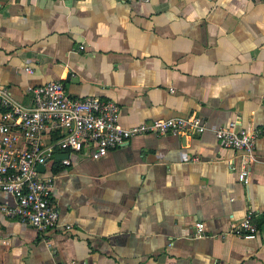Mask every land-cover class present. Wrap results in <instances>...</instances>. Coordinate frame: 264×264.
<instances>
[{
  "label": "crops",
  "instance_id": "1",
  "mask_svg": "<svg viewBox=\"0 0 264 264\" xmlns=\"http://www.w3.org/2000/svg\"><path fill=\"white\" fill-rule=\"evenodd\" d=\"M55 80L113 101L125 127L195 114L206 130L56 153L58 226L0 217V264H264V0H0V84L29 105L27 86ZM234 119L258 131L247 184L212 134ZM247 210L253 239L230 231Z\"/></svg>",
  "mask_w": 264,
  "mask_h": 264
},
{
  "label": "built area",
  "instance_id": "2",
  "mask_svg": "<svg viewBox=\"0 0 264 264\" xmlns=\"http://www.w3.org/2000/svg\"><path fill=\"white\" fill-rule=\"evenodd\" d=\"M25 71L31 72L29 68ZM25 93L29 105L16 102L7 87L0 84V191L12 199L10 204L0 203V217L16 219L41 233L58 226V215L52 199L54 174L39 172L37 166H45L56 153L85 149L96 159L110 149L125 145L134 136L191 135L206 130L202 119L195 114L122 126L118 121V106L113 101L96 96L69 97L58 80L27 86ZM238 122L234 119L226 126L212 129V134L221 147L245 157L236 178L247 184L250 169L246 161L253 160L258 131L242 127ZM52 134H56L54 139ZM44 136L49 137L46 143ZM58 161L69 164L67 158ZM228 167L233 168L231 162ZM261 214L264 218V208ZM253 216L247 210L231 227V233L242 239L255 238L257 223ZM69 228L70 225H63L64 230ZM204 234L203 223H193L191 236L198 238Z\"/></svg>",
  "mask_w": 264,
  "mask_h": 264
},
{
  "label": "water",
  "instance_id": "3",
  "mask_svg": "<svg viewBox=\"0 0 264 264\" xmlns=\"http://www.w3.org/2000/svg\"><path fill=\"white\" fill-rule=\"evenodd\" d=\"M62 156H63V155H55L54 157H55V158H60V159H61ZM37 171H39V172H43V171H44V166H43V165H38V166H37Z\"/></svg>",
  "mask_w": 264,
  "mask_h": 264
},
{
  "label": "trees",
  "instance_id": "4",
  "mask_svg": "<svg viewBox=\"0 0 264 264\" xmlns=\"http://www.w3.org/2000/svg\"><path fill=\"white\" fill-rule=\"evenodd\" d=\"M56 137V134H52L51 138L54 139Z\"/></svg>",
  "mask_w": 264,
  "mask_h": 264
}]
</instances>
